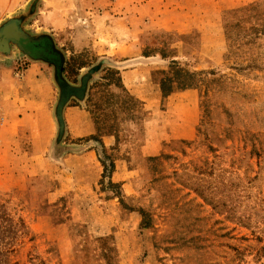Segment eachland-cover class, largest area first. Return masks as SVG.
<instances>
[{
  "label": "rangeland",
  "instance_id": "rangeland-1",
  "mask_svg": "<svg viewBox=\"0 0 264 264\" xmlns=\"http://www.w3.org/2000/svg\"><path fill=\"white\" fill-rule=\"evenodd\" d=\"M13 1L14 10L0 11V79L6 69L22 76L32 61L49 58L58 130L53 165L46 155L19 154L25 141L0 148V264H61L60 254L72 257L68 264H115L118 245L126 247L124 264H264V0L223 11L211 42L202 34L200 45L214 52L207 56L212 60H178L184 69L203 71L189 91L175 87L170 68L187 32H177L173 45L157 41L155 28L139 26L146 22L138 12L142 0ZM190 1L203 6L206 0ZM122 16L133 23L129 56L115 67L102 61L97 71L96 61L77 55L79 42L96 38L119 55ZM111 22L116 31L107 29ZM10 26L24 36L5 35ZM87 64L96 66L83 70L82 80ZM162 68L169 81L166 73H150L146 90L144 70ZM158 82L163 92L168 83L171 90L154 100ZM76 84L92 90V105L124 106L128 138L120 160L114 142L72 136L64 110L79 104ZM81 151L97 152L103 202L90 189L70 202L58 198V182L71 172L61 158ZM25 165L32 168L20 172ZM46 168L54 171L51 189L45 188ZM147 180L152 196L140 187Z\"/></svg>",
  "mask_w": 264,
  "mask_h": 264
},
{
  "label": "crops",
  "instance_id": "crops-1",
  "mask_svg": "<svg viewBox=\"0 0 264 264\" xmlns=\"http://www.w3.org/2000/svg\"><path fill=\"white\" fill-rule=\"evenodd\" d=\"M142 1L144 3L138 5V12L140 15H142V13L145 14L144 20L146 22L144 24L140 23V28L142 27L145 29L152 27V29L155 28L156 30L161 28V33L164 34L166 31V36L162 38V36H159L155 30L154 37L157 41L162 44L166 43V45H173V37L177 32H187L189 38L186 41L181 38L178 42L180 46L183 47L182 49H184V51L176 50L171 53L174 60H179L180 58L190 59V57H194L193 55H197L195 57H199L198 55H200V58L205 60V58L211 59L207 56L214 55V52H207L204 50V47L200 45L202 42V34L206 42H211L218 34V18L221 13L227 10H236L238 7L248 4L253 0H206L204 1L205 3L203 6L201 4L196 6L195 3H192L190 0ZM122 2H126V0H122ZM14 9L13 0H1L0 11L6 12ZM50 11L51 10L49 9L47 10L46 19L52 16H49ZM58 16H60V14H58ZM129 17L130 16H122V44L121 49L117 51L119 55H115L113 50H108V45L106 46L107 50H104L105 47L103 49L96 38L85 39V41L81 40L79 42L80 48L76 50L77 55L87 63H89L88 61H96L97 71L105 67V63H102V61H106L107 66L113 67L118 63L125 62V59L129 56L126 55L125 50L126 47H129L130 45V32L133 24ZM108 24L109 23H107V25ZM58 26H60L59 23H57L54 28L57 29ZM46 27L50 28L51 26L46 25ZM107 29H111L112 32L116 31L113 22L108 25ZM191 34H193L192 38L190 36ZM142 42L143 38L140 37L139 44H142ZM203 55L206 56L203 57ZM114 56L121 60L116 61ZM47 59L49 58H46V60L35 59L32 61L22 76H19L15 69L4 70L5 76L0 79V115L2 117L4 116V123H0V148L7 150L12 148L13 144H18L19 146L20 141H25L23 146L26 147L24 149L25 152L22 150L19 154H25V156L46 155V164L53 165L54 163L52 161L56 160V157L52 154L54 151L52 140L55 138L58 130V120L55 118L56 110H54L57 108V106L54 105L56 91L53 85V80L51 79V68L53 67L51 66L52 62ZM96 64L92 67H90L89 64H87V67H81L82 80L85 75L83 70L88 68V70L90 69L93 71ZM207 65H211V63ZM153 72L156 74L162 73L163 76V73H166V79L169 81V71L167 68L156 69L153 71L144 70L142 77L146 90H148L149 86L148 76ZM75 86H79L76 89V97L79 100V104L76 106H70L68 109L64 110L65 115L68 117L67 119L72 136L84 140L89 137H96L105 141H112L114 142L112 148L113 155L120 160V158L125 155L123 144L128 138L126 135L128 123L126 121L124 106L121 104H111L108 106L92 105L90 104L92 90L89 88L85 90L83 84H76ZM167 86L168 90L163 92L162 85L158 82L153 87L154 93L150 94L151 97L154 98V100H161L164 95L170 93L171 89H169V83ZM156 89H158V91H156ZM192 89L194 88H186V91ZM94 153L97 154L95 151H81L80 153L62 156L63 158L61 159H64L62 165L68 168L71 172H68L70 173L68 177H63V179H60V182H58V187L62 189L61 194L58 195L60 201L70 202L76 194L84 192V189H90L89 192L96 194V199H98L99 202L105 200L106 197L100 189L103 185L99 184V179L97 178V169H99V165L96 164ZM71 162L74 164L72 165ZM31 168L32 167L25 165L23 169H20V172H27ZM59 171L60 173L65 172L61 168H59ZM48 172L49 169L46 168L45 188L51 189L53 187L52 177H54L51 173L54 171H51V173ZM85 173H88L89 175L93 173L96 174L91 177L89 175L85 176ZM70 176H74V178L70 179ZM144 186L150 189V196H152V194H154L153 183L147 180L140 185V187ZM91 198L93 197L91 196ZM69 237L72 240L76 238L73 234ZM113 247L119 250L120 257L116 259L115 264H124L126 260L123 259V254H125L126 247L123 245ZM113 247L109 246L108 248L111 249ZM73 248L76 249V246L70 248L65 247V249L70 252H72ZM107 250L106 247H102L100 252ZM57 251L60 253L63 252L62 244H58ZM98 256H100V254ZM91 257L93 258L92 254ZM64 258V254H60L59 260H62L61 264L72 262V257H69L68 259ZM90 260L91 261L85 263H106V259H101L100 261H92L93 259ZM120 260H123L124 263H121Z\"/></svg>",
  "mask_w": 264,
  "mask_h": 264
},
{
  "label": "trees",
  "instance_id": "trees-1",
  "mask_svg": "<svg viewBox=\"0 0 264 264\" xmlns=\"http://www.w3.org/2000/svg\"><path fill=\"white\" fill-rule=\"evenodd\" d=\"M181 61L175 60L170 66L173 81L176 84V87L180 89H186L190 87H196L201 79H198V76H202V70H189L184 69L181 65Z\"/></svg>",
  "mask_w": 264,
  "mask_h": 264
},
{
  "label": "water",
  "instance_id": "water-1",
  "mask_svg": "<svg viewBox=\"0 0 264 264\" xmlns=\"http://www.w3.org/2000/svg\"><path fill=\"white\" fill-rule=\"evenodd\" d=\"M12 26H10V28H11ZM9 28V27H8ZM8 31V30H7ZM7 31H5V35H7L6 34V32ZM21 36H24V34H22V33H17L16 35H10L9 37H14L15 39H18V40H20L21 39Z\"/></svg>",
  "mask_w": 264,
  "mask_h": 264
},
{
  "label": "bare ground",
  "instance_id": "bare-ground-1",
  "mask_svg": "<svg viewBox=\"0 0 264 264\" xmlns=\"http://www.w3.org/2000/svg\"><path fill=\"white\" fill-rule=\"evenodd\" d=\"M6 34L10 36V35H16L17 33L15 32L14 27H11V28H8V31L6 32Z\"/></svg>",
  "mask_w": 264,
  "mask_h": 264
}]
</instances>
